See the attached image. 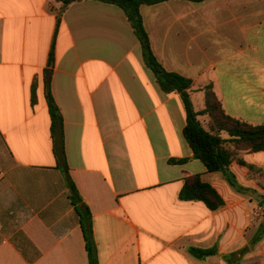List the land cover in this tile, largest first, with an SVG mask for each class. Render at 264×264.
Instances as JSON below:
<instances>
[{
  "label": "crops",
  "instance_id": "1",
  "mask_svg": "<svg viewBox=\"0 0 264 264\" xmlns=\"http://www.w3.org/2000/svg\"><path fill=\"white\" fill-rule=\"evenodd\" d=\"M140 12L158 61L193 81L196 111L212 84L228 115L264 125V0L168 1ZM58 17L50 87L99 264H264L254 194L194 158L180 96L149 74L124 11L94 0H0V264H90L45 96ZM239 157L258 172L234 162L237 182L264 195V151ZM195 175L223 208L180 199ZM192 247L218 254L198 260Z\"/></svg>",
  "mask_w": 264,
  "mask_h": 264
},
{
  "label": "trees",
  "instance_id": "2",
  "mask_svg": "<svg viewBox=\"0 0 264 264\" xmlns=\"http://www.w3.org/2000/svg\"><path fill=\"white\" fill-rule=\"evenodd\" d=\"M79 0H60L64 7ZM111 4L121 8L134 34L140 42L144 64L150 70L156 83L165 94L176 93L180 96L185 112L186 125L183 130V137L192 149L194 158L202 162L210 173H222L230 186L242 194L252 193L258 198V207L264 213V195L250 191L241 186L230 166L237 162L247 167L251 173L258 171L254 166L246 164L239 155L243 152L257 153L264 151V125H253L228 115L221 101L214 92L212 84L205 86L202 91L205 95L204 108L196 111L192 98L193 81L178 73L167 71L155 56L148 32L144 26L140 12L142 6H154L168 1H189L203 3L208 0H94ZM61 24V17L57 20V29L52 48L48 59V68L45 71L46 79V100L52 120V137L56 146V156L59 166L67 178L69 198L76 207L80 216L84 236L87 242V251L90 264H99L96 245L93 239V224L90 211L79 196L76 186L69 176V168L66 162L64 143V121L60 108L58 107L51 91L50 82L55 66V46L57 32ZM32 103L37 101L36 84L32 87ZM206 117L207 125H204L200 118ZM226 135L227 137H224ZM174 164H186L188 159L171 160ZM180 199L190 202H202L211 211H218L224 207L225 202L218 191L208 182L202 180L200 175L188 177L180 193ZM189 254L198 260L218 254L217 248L200 249L189 248Z\"/></svg>",
  "mask_w": 264,
  "mask_h": 264
},
{
  "label": "rangeland",
  "instance_id": "3",
  "mask_svg": "<svg viewBox=\"0 0 264 264\" xmlns=\"http://www.w3.org/2000/svg\"><path fill=\"white\" fill-rule=\"evenodd\" d=\"M149 72V74H151L152 76H153V74L150 72V71H148ZM194 105H195V108H198L199 107V100H195L194 101ZM207 118L206 117H201V121H203V124L204 125H207ZM258 198L259 197H254L253 198V201L254 202H257L258 201ZM254 224H258V220L259 219H263L264 218V214H263V212L262 211H260L259 209H257L255 212H254ZM258 226V225H257ZM256 225H255V228L256 229H259V226L257 227ZM250 264H254V263H250Z\"/></svg>",
  "mask_w": 264,
  "mask_h": 264
}]
</instances>
